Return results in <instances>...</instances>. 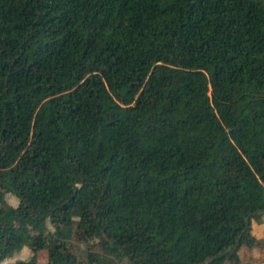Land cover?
<instances>
[{
    "label": "trees",
    "instance_id": "trees-1",
    "mask_svg": "<svg viewBox=\"0 0 264 264\" xmlns=\"http://www.w3.org/2000/svg\"><path fill=\"white\" fill-rule=\"evenodd\" d=\"M6 193L0 264L25 237L46 261L11 264H78L73 229L134 264H252L264 0H0Z\"/></svg>",
    "mask_w": 264,
    "mask_h": 264
},
{
    "label": "rangeland",
    "instance_id": "rangeland-1",
    "mask_svg": "<svg viewBox=\"0 0 264 264\" xmlns=\"http://www.w3.org/2000/svg\"><path fill=\"white\" fill-rule=\"evenodd\" d=\"M17 198L11 193H6L4 195V200L0 204L2 207L7 208L10 206H15L17 204ZM79 207H73L72 213L73 224H75L77 215L79 213ZM250 228L251 233L255 238V242L252 247L242 246L238 250V256L240 258V262H250L252 264H264V214H261L257 219L250 220ZM53 231V227L50 225L48 220L41 221L36 225L31 234H39L41 238L48 242L51 238ZM29 239L27 237L24 238L23 247L20 251L14 253L12 256L6 258L1 264H11L16 260H26L32 256V251L29 248ZM63 252L73 257V259L78 264H95L93 261H88V254L93 253L100 256L102 252V246L98 239L83 236L78 231L73 229V233L71 237L66 241ZM36 258L37 262H45L47 259V251L39 250L35 254H33ZM102 258L96 264H134L133 262L127 259H118L116 257L110 255H101ZM224 264H230L225 262Z\"/></svg>",
    "mask_w": 264,
    "mask_h": 264
}]
</instances>
